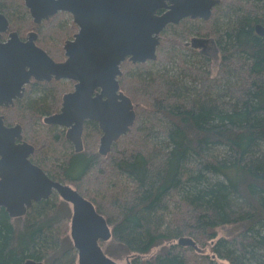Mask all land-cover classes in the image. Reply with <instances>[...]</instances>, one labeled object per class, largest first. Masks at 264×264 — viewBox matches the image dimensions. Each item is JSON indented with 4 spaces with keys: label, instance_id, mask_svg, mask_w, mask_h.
<instances>
[{
    "label": "trees",
    "instance_id": "16d2710c",
    "mask_svg": "<svg viewBox=\"0 0 264 264\" xmlns=\"http://www.w3.org/2000/svg\"><path fill=\"white\" fill-rule=\"evenodd\" d=\"M24 3L0 0V8L28 11ZM57 15L40 24L31 20L30 31ZM184 20L208 25L205 35L219 53L216 75L206 55L190 65L180 57L182 79L169 71L152 73L147 62L125 60L119 81L137 118L106 155L88 151L85 142L75 152L65 130L42 122L61 107L62 79L32 82L20 102L1 114L8 124L18 120L24 139L35 146L34 158L48 164L51 176L102 189L101 200H92L112 226V240L135 253L131 264H215V257L264 264V35L255 29L264 25V3L221 0L210 20ZM51 30L52 42L63 33ZM183 36L161 38L158 58L175 56L172 49L182 45ZM44 42L39 34L37 44L62 61V48L54 44L51 51ZM127 64L139 73L132 74ZM187 78L193 80L189 85L182 81ZM65 208L53 197L20 217L0 208V264L28 259L75 264ZM226 226L231 234L219 237V228ZM181 236L192 237L201 250L179 245ZM155 247V255L143 258Z\"/></svg>",
    "mask_w": 264,
    "mask_h": 264
},
{
    "label": "water",
    "instance_id": "95a60500",
    "mask_svg": "<svg viewBox=\"0 0 264 264\" xmlns=\"http://www.w3.org/2000/svg\"><path fill=\"white\" fill-rule=\"evenodd\" d=\"M37 24L59 12L73 15L78 31L65 41L66 59L56 61L37 44L38 32L26 40L12 32L0 39V107L14 104L24 95L32 78L38 81L68 79L74 89L63 95L62 106L46 115V124L68 128L67 137L76 151L83 149L87 120L98 122L103 135L99 152L106 155L115 142L135 124L137 113L130 96L121 90L119 77L125 60L144 63L158 59L162 33L185 18L208 21L221 0H24ZM9 28L0 12V36ZM264 35V25L255 24ZM209 38L194 37L188 44L204 46ZM35 146L24 140L22 126H7L0 114V207L11 217L27 213L35 202L48 199L54 190L74 204L70 235L78 251V264H119L102 249L99 240H109L113 231L94 204L69 184L52 179L30 159ZM181 246L201 250L190 236L178 239ZM24 264H46L28 259ZM130 264V262L128 263Z\"/></svg>",
    "mask_w": 264,
    "mask_h": 264
},
{
    "label": "rangeland",
    "instance_id": "374dc122",
    "mask_svg": "<svg viewBox=\"0 0 264 264\" xmlns=\"http://www.w3.org/2000/svg\"><path fill=\"white\" fill-rule=\"evenodd\" d=\"M262 2L264 3L263 0H262ZM217 6H219V5H217ZM24 7H26L25 3H24ZM5 12H6V14L9 13V15L12 18L13 23H12L11 27L13 29L15 28V29L19 30L20 34L23 37H26L28 35L29 31L31 30V27H32V26L28 25V22H30L31 20L33 21V18L30 14L29 9H28V11H26L24 9L23 10L22 9L21 10L20 9L19 10L14 9V11H10V12L6 10ZM223 19H226V18H223ZM50 24H52V25H50ZM51 27L63 30V33L62 34L60 33L56 39L54 38L53 42L50 39H51V37L56 36V35L54 34V30H51ZM78 29H79L78 25L74 22L73 15L71 13L59 12L55 19L51 20V22L41 24V26L38 27L36 30L39 32L40 37L45 41L44 44L46 45V48L50 49L51 51H53V48H56V46L58 49L62 48V50L64 51V58L62 59V61H63L66 59V54H65V49H64L65 41L68 39H72L74 37V34L78 31ZM205 30H207V32H208V25L207 24L201 23L199 21L196 22V21H187V20L182 21L176 27H169L168 29H166L162 33V40H167V39L170 40V39L176 38L175 36L180 34V36L184 35L183 36L184 39L182 40L183 43L180 47H177L176 49H172L173 50L172 52H176L175 53L176 55L174 54L175 56H172L170 58V60H168V61L167 60H160L158 58L157 60L148 61L147 62L148 71H150L152 73L166 72V71L168 72L169 71L171 74L172 73L176 74L179 76V78L182 79L183 77L181 74V68L178 64L179 58L180 57L183 58L184 61L188 65H190V64H194V63H200L199 62V61H201L200 56L206 55V56H209L212 58L211 68H212L213 75H216V73L218 71L219 59H217V58H218L219 53H218L217 47L214 45V41L212 40V37L205 35L207 33V32H204ZM194 37L209 38V41L205 43V46L195 48L191 44H188V42H190L192 40V38H194ZM164 42H166V41H164ZM54 44H56L55 47L53 46ZM159 52L162 53L161 51H159ZM127 66H129V65L127 64ZM130 68H131L132 74L139 73V70L136 67L132 66ZM228 79H229V76H227L221 80L223 86L227 83ZM71 81H73V80H68V79H62L61 80V84H62L61 88H63V92H62L61 99H60V106L62 104L63 95L66 92L74 89L75 82L73 81V83H70ZM182 81H183V84H185V85H189L191 82H193V80L190 78L183 79ZM0 111H1L0 114L1 113L6 114V112L4 110H0ZM9 121L11 122V124L18 123V120H9ZM42 122L46 125V123L44 122V117L42 118ZM58 128L60 129V127H58ZM156 131H158V130H155L154 132H156ZM101 135H102V132L100 131V129L98 127H96L94 125H87L85 127L84 142L87 144V149H89L88 151H90L92 153L99 152L98 150H99ZM89 140L91 141V144H90ZM73 149H74V146H73ZM52 164L53 163L51 162L49 165H52ZM46 165H48V164H46ZM48 167L49 166H47V168ZM90 184H92V185H90ZM73 186H75V185H73ZM75 187L78 190H80L84 195H86L88 198L94 199V201H96L95 198L100 199L98 196H102L98 193V192H102V189H98L99 187H96L94 185V183H89V184L85 183V184H81L80 187H77V186H75ZM102 199H104V198H102ZM59 200L63 201L62 199H59ZM65 203L67 205L66 206L67 208H65L64 213L68 214L71 210L70 209L71 206L66 201H65ZM230 228H231L230 226L220 227L219 228V237L223 236V235L231 234ZM67 233H68L67 235H68L70 243H72L74 245L73 239L70 235V223H69V230ZM102 245H103V249L105 250L106 254L108 256H110L111 258H113L114 260H116L119 264H128L129 262L131 264L135 253L128 252L122 245L115 243L112 240V238L109 241L104 242ZM206 249L209 250L208 247ZM158 250H159V247L153 248L149 253L144 254L143 258H147V257H151V256L155 255L158 252ZM77 255H78V253H77ZM215 258H216L215 264H231L230 261H228L226 259H222L219 257H215ZM75 264H78V256H77V260H76Z\"/></svg>",
    "mask_w": 264,
    "mask_h": 264
},
{
    "label": "flooded vegetation",
    "instance_id": "af4514ba",
    "mask_svg": "<svg viewBox=\"0 0 264 264\" xmlns=\"http://www.w3.org/2000/svg\"><path fill=\"white\" fill-rule=\"evenodd\" d=\"M0 12L1 13H3L7 18H8V20H9V28L5 31V32H2L1 33V36H0V39H1V41L2 42H6L8 39H9V37H10V34L12 33V32H17L18 34H19V37L21 38V39H23V40H26V38H27V36L26 37H23L21 34H20V32H19V30H17V29H13L11 26H12V18H11V16L9 15V14H6V12H5V10H2L1 8H0ZM37 32V31H36ZM38 40V39H37ZM211 41V40H210ZM205 46V45H204ZM34 81H37L36 79H34V78H32L31 79V81L28 83V84H26V86H25V91H24V95L22 96V97H18V98H16L15 100H14V104L13 105H10V106H14V105H16L17 103H19L20 102V100L26 95V93H27V91H28V86H29V84H31L32 82H34ZM75 82V81H74ZM75 85V84H74ZM70 91H72V90H70ZM69 92V91H68ZM67 93V92H66ZM62 101H63V97H62ZM9 106V107H10ZM61 106H62V104H61ZM2 108H7L6 106H1L0 107V109H2ZM61 108V107H60ZM60 110V109H59ZM91 122H94V123H96V127H98L99 129H100V131L102 132V130H101V128H100V126H99V124H98V122H96V121H94V120H87V121H85V124H84V130H83V136H82V138H83V143H84V133H85V127L87 126V125H93ZM6 123V122H5ZM6 125L7 126H13V125H15V124H8V123H6ZM58 126V125H57ZM95 126V125H94ZM58 127H60V126H58ZM61 129H63V130H65V134H66V136H67V130H68V128H64V127H60ZM22 133H23V129H22ZM102 135H103V132H102ZM102 135H101V137H102ZM68 138V137H67ZM25 140V139H24ZM27 141V140H26ZM100 141H101V138H100ZM71 142V141H70ZM71 144L74 146V144L71 142ZM83 146H84V144H83ZM100 146V145H99ZM83 149H84V147H83ZM82 149V150H83ZM81 150V151H82ZM74 151L75 152H81V151H76V149H75V146H74ZM99 151V150H98ZM30 159L32 160V162L33 163H35L36 165H38V166H40L52 179H54V180H56V181H59V182H61L62 184H65L64 182H62V181H60L59 179H56V178H54L53 176H51L50 174H49V171L46 169V167H47V165L44 163V162H41V163H39V162H37V160L34 158V153L31 155V157H30ZM70 185V184H69ZM75 190H77L83 197H85V198H87V199H89L90 201H92L93 202V204H94V206H95V208H96V210H97V206H96V204L94 203V201L92 200V199H90V198H88L86 195H84L80 190H78L75 186H72ZM51 197H53V198H55V199H57L58 201H60L59 199H62L64 202H65V200L63 199V197H62V195L60 194V192H58L57 190H54L53 191V193L51 194ZM50 197V198H51ZM42 200H45V199H42ZM63 201H61V202H63ZM68 204H70V223H71V219H72V216H73V213H74V204H72L71 202H69V201H66ZM35 203H37V202H35ZM34 203V204H35ZM33 204V205H34ZM67 206V205H66ZM0 208H4V207H0ZM5 209V208H4ZM6 210V209H5ZM97 212L98 213H100L101 215H103L101 212H99L98 210H97ZM104 216V215H103ZM105 217V216H104ZM105 219L107 220V218L105 217ZM107 222H108V220H107ZM109 223V222H108ZM110 225V224H109ZM110 227H111V225H110ZM111 230L113 231V228L111 227ZM110 240V239H109ZM109 240H102V239H100L99 240V242H100V245H101V247H102V249H103V243L104 242H107V241H109ZM76 249V248H75ZM104 250V249H103ZM104 252H105V250H104ZM77 253H78V251H77ZM106 253V252H105Z\"/></svg>",
    "mask_w": 264,
    "mask_h": 264
},
{
    "label": "bare ground",
    "instance_id": "6f19581e",
    "mask_svg": "<svg viewBox=\"0 0 264 264\" xmlns=\"http://www.w3.org/2000/svg\"><path fill=\"white\" fill-rule=\"evenodd\" d=\"M214 10V9H213Z\"/></svg>",
    "mask_w": 264,
    "mask_h": 264
}]
</instances>
